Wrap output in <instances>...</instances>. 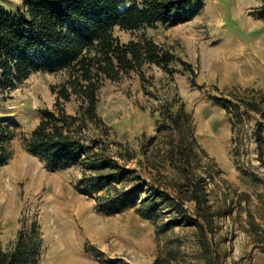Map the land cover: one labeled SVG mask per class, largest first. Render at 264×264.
Listing matches in <instances>:
<instances>
[{"label": "rangeland", "instance_id": "1", "mask_svg": "<svg viewBox=\"0 0 264 264\" xmlns=\"http://www.w3.org/2000/svg\"><path fill=\"white\" fill-rule=\"evenodd\" d=\"M25 2L0 0V6L10 12ZM261 5L262 0H201L187 21L173 26L116 28L122 42L153 38L192 64L194 73L176 64L171 79L153 66L146 75L155 87L145 89L133 72L121 81L106 80L100 90L98 112L109 128V145L113 153H128L118 160L129 174L112 184L122 190L159 187L177 196L182 185L204 178L214 212L211 228L203 227L192 201L185 204L190 222H178L166 206L159 207L157 222L144 219L136 210L148 191L119 213L106 214L96 200L104 189L82 184L81 167H54L43 155L29 153L23 138L37 126L44 108H54L52 87L66 78L65 71H37L13 86L0 84V125L11 132L6 144L11 156L0 164L2 247L36 223L42 233L38 264H155L158 258L162 264H264V162L253 134L260 117L254 112L244 116L236 153L232 122L212 99L264 88ZM175 95L185 104L195 137V143L188 138L190 162L174 148L178 134L160 128L162 101ZM65 108L75 114L77 103L66 102Z\"/></svg>", "mask_w": 264, "mask_h": 264}, {"label": "trees", "instance_id": "2", "mask_svg": "<svg viewBox=\"0 0 264 264\" xmlns=\"http://www.w3.org/2000/svg\"><path fill=\"white\" fill-rule=\"evenodd\" d=\"M200 1L26 0L22 7L10 12L0 6L1 86H13L37 71L66 72L65 80L52 87L56 94L54 108H44L37 126L23 138L26 150L43 155L54 167H81L82 184L97 191L104 189L96 200L99 210L106 214L119 213L135 203L140 192L148 191L143 206L136 210L144 219L157 222L159 207L166 206L171 213H176L178 222H190L193 216L185 204L192 201L196 203V216L205 223L203 227L212 226L214 212L203 187L204 178L182 185L177 196L159 187L122 190L114 186L113 182H121L129 174L118 160L125 159L128 153L120 150L113 153L106 138L109 128L98 112L100 90L106 80L121 81L134 72L148 89V86L155 87L153 79L146 75V70L153 66L162 69L171 79L178 72L176 64L181 65L180 71L194 73L192 64L153 38L141 36L122 42L114 32L116 28L131 32L185 22ZM258 16L264 21V0ZM250 93L232 92L231 98L214 96L212 99L226 110L232 122L233 139L238 145L236 153L241 147L238 134L244 116L249 112L259 115L253 134L258 158L264 162V88ZM71 101L77 103L75 114L65 108V103ZM161 113L160 128L178 134L174 148H178L183 161L190 162L193 149L188 141L195 143V137L190 131V117L184 102L176 95L164 100ZM95 128L101 130L97 137L92 134ZM8 129L9 126L0 125V164L11 156L6 146L11 138ZM84 193L89 194L90 190ZM198 223L195 221L194 225ZM41 248L42 233L33 223L27 230H21L8 248H3L0 242V264H38ZM162 263L161 258L155 261V264Z\"/></svg>", "mask_w": 264, "mask_h": 264}, {"label": "bare ground", "instance_id": "3", "mask_svg": "<svg viewBox=\"0 0 264 264\" xmlns=\"http://www.w3.org/2000/svg\"><path fill=\"white\" fill-rule=\"evenodd\" d=\"M212 19L214 20V21H216L217 19H216V15L214 14V15H212Z\"/></svg>", "mask_w": 264, "mask_h": 264}, {"label": "crops", "instance_id": "4", "mask_svg": "<svg viewBox=\"0 0 264 264\" xmlns=\"http://www.w3.org/2000/svg\"><path fill=\"white\" fill-rule=\"evenodd\" d=\"M215 106H219V105L215 104ZM220 107H222V106H220ZM222 109L225 110L223 107H222ZM225 112H226V110H225ZM226 115H227V112H226ZM231 128H232V125H231Z\"/></svg>", "mask_w": 264, "mask_h": 264}]
</instances>
